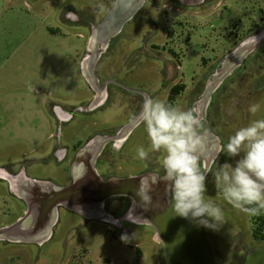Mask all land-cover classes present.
I'll return each mask as SVG.
<instances>
[{
    "label": "rangeland",
    "instance_id": "1",
    "mask_svg": "<svg viewBox=\"0 0 264 264\" xmlns=\"http://www.w3.org/2000/svg\"><path fill=\"white\" fill-rule=\"evenodd\" d=\"M101 2L105 9L98 13L95 5ZM114 3L0 0V168L24 167L23 174L30 178L65 185L69 167L51 160L59 139L74 151L97 133L134 124L120 156L101 160L98 168L103 176L111 171L119 177L149 170L150 160L142 161L136 154L140 146L149 148L147 133L136 117L132 119L128 101L144 95L165 102L171 87L177 86L175 93L182 91V95L178 100L173 97L174 106L197 113L212 80L210 73L218 66L215 74H219L228 61L224 59L264 35V0H201L194 5L180 0L147 2L101 51L95 66L97 83H109L106 89L112 98L105 106L90 109L95 91L83 65L90 55L92 28ZM142 43L144 48L148 45V53L139 52L146 51ZM250 51L236 72L215 87L204 120L206 133L216 138L219 148L217 159L206 168L210 171L205 197L222 208L224 220L214 229L204 227L217 264H243L248 251L261 245L252 237V216L223 199L213 175L221 164L234 165L238 159L222 151L229 136L252 120L264 119V39ZM168 65L179 66L178 85L177 81L166 84ZM119 90L125 93L117 99ZM254 103L260 109L252 114L248 109ZM57 108L71 117L59 122ZM156 158L160 163L163 153ZM9 189L6 181H0V228L21 217L24 209ZM132 227L128 236L116 225L92 221L88 231L79 234L83 240L65 252L62 227L42 244L0 241V264H165L164 247L154 229Z\"/></svg>",
    "mask_w": 264,
    "mask_h": 264
},
{
    "label": "water",
    "instance_id": "2",
    "mask_svg": "<svg viewBox=\"0 0 264 264\" xmlns=\"http://www.w3.org/2000/svg\"><path fill=\"white\" fill-rule=\"evenodd\" d=\"M150 1L154 0H115L109 13L98 25L93 26L88 46L90 55L83 65V72L90 84L97 83L95 66L101 51ZM182 2L185 5L196 4L185 0ZM263 39L264 35L243 44L241 50H237L224 64L222 71L212 76L204 92V116L215 87H219L230 71L236 69L249 51ZM96 107L92 105L90 109ZM132 125L124 131L126 134L132 131ZM107 141L109 137L97 136L78 151L71 168V179L66 185L30 178L25 174H6L4 178L11 192L26 203L27 209L14 223L0 228V241L42 244L49 238L58 221L60 207L92 216L102 213L107 200L122 196L133 201L127 212L128 217L154 229L157 240L164 247L165 264H217L204 227L172 210L171 195L166 191L167 182L164 177L147 172L104 179L96 168V159ZM243 264H264V244L249 250Z\"/></svg>",
    "mask_w": 264,
    "mask_h": 264
},
{
    "label": "clouds",
    "instance_id": "3",
    "mask_svg": "<svg viewBox=\"0 0 264 264\" xmlns=\"http://www.w3.org/2000/svg\"><path fill=\"white\" fill-rule=\"evenodd\" d=\"M102 13L105 5L97 3ZM254 103L248 111L257 113ZM138 120L144 125L149 148L136 149L137 157L146 161L149 152L163 153L160 162L171 195L175 214L196 221L205 228L223 223L222 208L206 199V179L209 169L202 168L198 152L206 130L195 110H184L158 98L145 97ZM235 164L225 162L213 173L215 187L233 208L249 216L264 213V119L252 120L229 136L222 149ZM123 238V237H122Z\"/></svg>",
    "mask_w": 264,
    "mask_h": 264
},
{
    "label": "flooded vegetation",
    "instance_id": "4",
    "mask_svg": "<svg viewBox=\"0 0 264 264\" xmlns=\"http://www.w3.org/2000/svg\"><path fill=\"white\" fill-rule=\"evenodd\" d=\"M154 1H156V0H154ZM180 1L182 2V0H180ZM185 1H187V2H189L191 4L200 3L201 2V0H185ZM150 2H153V1H150ZM147 38H148V36H147ZM111 41H110V43H111ZM144 43H142L140 45L142 46V49L146 50V51L139 50V52H144V53L147 52L148 53V50H149L148 49V45L145 44V48H144V45H143ZM229 58L230 57H228L227 59H224L223 61H226ZM223 61H221L220 63L222 64ZM220 63H218V64H220ZM223 64H224V62H223ZM217 67H216L215 71L213 70V72L210 73V75L214 76V74L216 72H218L219 69H217ZM223 68H224V65L222 66V69ZM222 69L219 72H221ZM236 70L234 69V70L230 71L229 77L231 75H233L234 72H236ZM177 74H179V66L172 67V65H168V68L166 69V72H165L166 84L169 85L170 83H173L174 81H177V83H175V84L178 85V82L181 81L182 78L179 77ZM104 84H105V80L103 82L100 81V83H93V82L91 83V86L93 87V89L95 91L94 92V102L92 104L93 106L97 105V107H100V106L103 107L109 102L110 97L112 98L111 92L108 94V91L106 89L107 86L109 88V85H108L109 83L107 84V86L104 85ZM104 86H106V87H104ZM177 88H178L177 86L171 87V89L169 91V94H168V96H167V98L165 100L166 103L171 104L173 106L175 105V103L177 101L174 102V98L173 97L175 95L177 97L179 95L180 96L182 95V91L180 93H175ZM123 92H124L123 90H119L117 92V94H116L117 99L122 97V95L125 93V92L124 93ZM145 97H147V96L141 95V97H139V98H133L132 97L131 100L128 101L129 109H131V111H134V115H133L132 119H134L136 117V121L135 122H139L137 117H138V114L140 113V111L142 109V104H143V101H144ZM179 97L176 98V99L178 100ZM56 113L58 115L57 118H58L59 122H64L65 120H68L71 117V115L69 113H67V112H65V111H63V110H61L59 108L56 109ZM197 114L199 116V119L201 120V122L203 123V125L205 127L206 124H205L204 120H205L206 117L204 116L203 107L202 106H201L200 111L197 110ZM128 126L129 125H127V126L126 125L125 126L121 125V126L117 127L116 129H114L113 131H110L108 133L107 132L97 133V134H95L94 136H92L88 140V141H90L91 139H93V138H95L97 136L109 137V141H107L106 144L102 147V150H101V152L99 153V155H98V157L96 159L97 160L96 161V168L98 169L100 174H101V172H100V169L98 168V166L102 162L101 160H115V158H118L120 156L121 152L123 151V149L125 147V143H126V141H128V138H129L130 133H131L130 132L129 134L128 133L126 134L124 132L127 129ZM204 129L206 130V127ZM204 137H207V138H204L203 145H202V147L200 148V150H199V152L197 154L200 157V162H201L202 168L206 169L212 163V161L214 159H217V156L219 154L218 153L219 148H218V145H217V147L215 146V143L218 142L215 137H212L210 134H207V133H206V135ZM84 145H82V146H80L78 148H75L74 151H73L69 147H64L61 144V141L59 139V147L56 148L55 151L53 152L51 160H54L58 166L66 165L67 167H69V171L68 172H69L70 179H71V168H72L73 162L76 160V156L78 154V151ZM149 153L150 154H149V159L148 160H150L151 162L148 161V164H149L150 169L146 170V171H144V172H142L140 174L147 173V172H152V173H156L157 175H159L160 178L164 177V172H163V169L161 168V164L157 161L159 159L156 158L157 153L156 152H149ZM110 166L111 165H109V167ZM152 168H155V169H152ZM24 171H25L24 167L19 168L17 171H15L13 169L11 170L8 167H2V168H0V181H2V182L6 181V179L4 178L6 174L17 176V175H22ZM110 172L111 171H109V172L105 171L104 172V176L102 174L101 175L106 180L110 179V178H113V177H119L116 174H111L110 175L109 174ZM70 179H69V181H70ZM69 181L66 184H68ZM55 183L58 184L57 182H55ZM8 185H9V183H8ZM58 185H61V184H58ZM10 192H11V190H10ZM11 195L15 199L19 200L21 202V204L24 206V209H23V212H22V215H21V217H22L25 214V212H26L27 205H26V203L23 200L18 198L12 192H11ZM170 199L172 200L171 197H170ZM111 201H114V203L111 204V206L109 207L108 203L111 202ZM132 203H133L132 199H130L128 197H122L121 196V197L111 198V199L106 201V203L104 205V208L102 210V213L99 212V213H96L95 215H92V216H85V215L79 214L77 212L71 211V210H69V209H67L65 207H60L59 208L58 221L55 224V226L53 227V232H54V229H56L57 227H62V230L64 231V235H65L64 236V242L62 244L66 247V248H64V252H65V250L67 248H69L70 246H73V244H75V242L78 239L80 241L83 240V237H81L79 234L81 232H85L86 233L88 231L87 228L91 224L92 221H97V222H101V223H105V224H109V225H116L117 227L121 228V230L123 231V233L125 235L129 236L130 234H132L131 232H133V227L132 226H149V225H146V224H139L134 219L128 217L127 212L129 210V208L131 207ZM19 218L20 217H17L13 222H11L8 225H11L12 223H14ZM124 224H129L131 227L127 228V229H124L123 228ZM10 244H16L17 245V244H24V243H10ZM32 245H37V244L33 243Z\"/></svg>",
    "mask_w": 264,
    "mask_h": 264
},
{
    "label": "trees",
    "instance_id": "5",
    "mask_svg": "<svg viewBox=\"0 0 264 264\" xmlns=\"http://www.w3.org/2000/svg\"><path fill=\"white\" fill-rule=\"evenodd\" d=\"M251 233L255 241L264 244V213L259 216H252L251 219Z\"/></svg>",
    "mask_w": 264,
    "mask_h": 264
}]
</instances>
